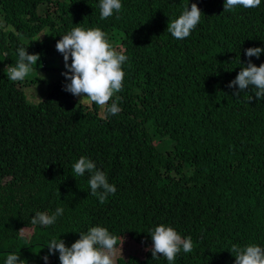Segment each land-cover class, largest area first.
I'll return each mask as SVG.
<instances>
[{"label": "trees", "instance_id": "obj_1", "mask_svg": "<svg viewBox=\"0 0 264 264\" xmlns=\"http://www.w3.org/2000/svg\"><path fill=\"white\" fill-rule=\"evenodd\" d=\"M121 3L101 20L99 0H0V264L9 253L45 264L50 240L70 247L92 226L142 250L116 264H168L145 250L160 224L193 242L174 264H234L232 244L264 247V99L248 103L254 89L235 97L228 87L248 60L264 63V51L244 53L264 49V0L229 12L224 0ZM192 3L200 23L177 40L167 23ZM76 26L98 27L113 47H126L123 90L109 101L121 111L108 119L63 90L55 44ZM20 47L40 55L32 67L44 75L8 78ZM37 82L47 92L33 104L25 88ZM81 156L115 185L106 203L90 194L89 173H73ZM57 207L64 211L53 225L30 223ZM22 228L33 229L30 238ZM58 255L47 264H60Z\"/></svg>", "mask_w": 264, "mask_h": 264}, {"label": "clouds", "instance_id": "obj_2", "mask_svg": "<svg viewBox=\"0 0 264 264\" xmlns=\"http://www.w3.org/2000/svg\"><path fill=\"white\" fill-rule=\"evenodd\" d=\"M261 0H224L223 11L229 12L236 7L245 9L257 8ZM100 19L104 20L119 13L122 9L121 0H99ZM202 12L196 3L190 8L187 5L175 18L167 23V32L177 40H183L200 23ZM117 18H119L117 16ZM55 48L62 54L64 68L61 74L68 81L64 91L74 97H80L89 105L95 104L101 109V118L119 114L121 109L116 101L112 100L114 94L123 90L124 71L122 65L128 57L123 51H118L106 38V33L100 28L85 29L80 26L73 27L67 34L60 36ZM117 46V45H115ZM122 46V45H121ZM264 49L249 47L244 50L246 57L259 58ZM18 60L14 66H7V76L11 81H22L32 71L33 65L40 60L39 54H29L26 48L17 49ZM69 59L71 63L69 64ZM229 88H235L233 96L239 97L242 92L254 89V95H246L245 100L264 99V63L258 67L248 60L246 66L240 68L235 78L229 82ZM79 100V101H80ZM72 171L76 176L90 174L88 184L90 194L96 197L99 203L104 204L110 194H115V185L108 182L106 174L96 168L95 163L87 157L81 156L73 165ZM59 192V191H58ZM63 208L57 207L51 215L37 211L31 217L32 225L51 226L57 218L63 215ZM23 231V228L20 229ZM151 246L146 251L151 252L152 259L163 257L168 264H174L181 251L187 254L193 250L191 237H182L173 227L160 224L149 230ZM118 239L121 240L119 247ZM123 238L111 234L102 226H92L87 232L79 233V238L66 246L61 239H52L47 244L48 253L42 257L47 264L49 256L58 253L60 264H116L118 255L122 256ZM229 252L235 257L234 264H264V247L248 244L241 247L232 244ZM4 264H26L17 253L6 255Z\"/></svg>", "mask_w": 264, "mask_h": 264}, {"label": "rangeland", "instance_id": "obj_3", "mask_svg": "<svg viewBox=\"0 0 264 264\" xmlns=\"http://www.w3.org/2000/svg\"><path fill=\"white\" fill-rule=\"evenodd\" d=\"M114 48H116V50L118 51H122L126 49L125 46L121 47V45H117V46H114ZM120 48V49H119ZM44 71L42 70H39V71H36L35 69L29 74V76L31 74H36L37 76L41 77L42 75H44L43 73ZM25 92H26V95H27V99L30 103H37L39 101V99L43 98L44 95L46 94V87L43 83H35V85H30V86H27L25 88ZM38 94V95H37ZM35 95L38 96V100L36 99ZM114 95H117L114 94ZM78 99L80 100V97H78ZM84 101V100H82ZM85 102V101H84ZM86 103V102H85ZM88 104V103H87ZM155 144H157V140L155 141ZM22 236H25L27 238H30L31 235L33 234V229H29V228H25L23 229V231L21 232ZM121 241H119L117 247H119V244H120ZM144 250V249H143ZM142 253V250L140 249L139 246L135 245L132 243V241L128 238H124L123 239V244H122V256L124 257H128V255L130 254H139L141 255ZM118 257H121V255H118ZM116 258V260H117Z\"/></svg>", "mask_w": 264, "mask_h": 264}]
</instances>
